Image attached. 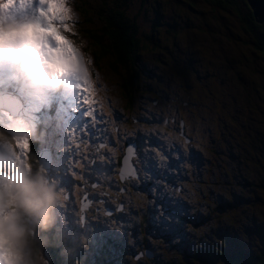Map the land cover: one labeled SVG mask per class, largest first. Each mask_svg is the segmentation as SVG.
I'll return each mask as SVG.
<instances>
[{
    "label": "rangeland",
    "instance_id": "obj_1",
    "mask_svg": "<svg viewBox=\"0 0 264 264\" xmlns=\"http://www.w3.org/2000/svg\"><path fill=\"white\" fill-rule=\"evenodd\" d=\"M58 2L52 0L53 14ZM63 2L71 9L65 34L85 61L89 87L77 92L73 81L59 89L32 84L24 103L10 93L14 106L8 107L20 111L9 113L0 103V129L17 121L34 125L38 138L30 140L27 158L33 164L47 149L48 157L44 153L36 162L42 161L50 177L63 179L72 165L71 193L67 188L62 193L59 214L80 253L68 264H218L216 249L264 247V59L239 31L237 17L202 4L178 8L174 0H126L123 10L137 24L138 38L154 43L146 41L149 48L140 51L136 72L128 77L136 91L125 109L121 70L113 73L110 56L84 37L94 33L92 25L97 29L100 13L114 8L113 2ZM14 3L19 6L20 0ZM177 17L180 23L174 22ZM176 29L180 35L173 41L169 32ZM84 96L93 117L77 111L89 108L79 103ZM179 119L188 141L176 133ZM236 126L233 137L229 130ZM126 142L134 144L129 163L139 172L133 193L116 180ZM89 180L121 195L123 210L110 218L85 217L81 224L74 207ZM64 194L69 195L65 209ZM48 254L46 249V264ZM60 260L55 263L65 264Z\"/></svg>",
    "mask_w": 264,
    "mask_h": 264
},
{
    "label": "clouds",
    "instance_id": "obj_2",
    "mask_svg": "<svg viewBox=\"0 0 264 264\" xmlns=\"http://www.w3.org/2000/svg\"><path fill=\"white\" fill-rule=\"evenodd\" d=\"M0 39L7 45L2 54L29 83L59 89L76 79L84 81V74L65 54L59 57L60 83L54 82L56 69L45 61L54 62L48 46L54 48L55 42L37 35L33 16L18 5H0ZM36 138L38 129L23 121L0 129V264H46L48 247H58L65 264L80 253L71 230L60 220L63 196L58 184L14 150L18 142ZM79 243L82 246L86 240Z\"/></svg>",
    "mask_w": 264,
    "mask_h": 264
},
{
    "label": "trees",
    "instance_id": "obj_3",
    "mask_svg": "<svg viewBox=\"0 0 264 264\" xmlns=\"http://www.w3.org/2000/svg\"><path fill=\"white\" fill-rule=\"evenodd\" d=\"M140 4L141 2L145 0H139ZM176 1L175 5L178 7H189L202 4L207 9H221L223 11H229L231 14L235 15L239 21V31L243 33L248 40L250 41V44L252 47L256 50V52L264 59V52L261 48V42L264 39V21L255 22L252 11L245 0H174ZM113 2L114 8L107 9L105 13H100L101 15H104L102 17V20H98L99 26L96 27L92 25V29L94 33H89L87 36L85 35V38H88L90 41H94L95 44L98 45L100 49V54L107 53L110 56L108 63V68L115 74L119 72V69L121 70L120 78H119V87L122 89L123 97L125 99L124 101V107L129 108L131 104V96L132 93L136 91L134 87H129L130 81L128 80V77H132L134 72H136V61L138 59V55L141 50L144 48H149L146 41L149 42V44H153L154 41H152L148 36H146L145 41H140L137 35L136 26L137 24L135 21L129 17L127 14H125L123 8L126 0H111V3ZM178 7V8H179ZM86 12V11H85ZM85 12H79L83 18H85ZM78 13V15H79ZM234 15L232 16L234 19ZM87 20L90 21L91 18L89 16H86ZM232 19V23L234 22V19ZM79 18V16H78ZM86 19V18H85ZM78 22V20H77ZM175 23H180L181 20L177 17L174 20ZM170 35L173 38V41H175V37L180 35V31L178 29L171 30ZM245 59L246 56L244 57ZM111 62V63H110ZM15 80V84L10 85L9 89L10 91L17 93L19 91H22L24 89V84L28 82L20 73L15 74V77H13ZM0 82H6L3 80V78L0 76ZM143 92H146L143 91ZM23 102V101H22ZM228 120L230 123L234 122L233 117H228ZM239 133L238 126H236V129L233 131L229 130V134L233 137H236ZM244 148L247 147V145L244 143L242 145ZM210 150V149H209ZM211 151V150H210ZM36 159L37 157L33 158V165L37 166ZM120 162V158L118 160V163ZM135 177V176H131ZM130 181L123 184L124 189H127L128 193H133V188L137 187L135 184V180L137 178H133ZM106 182V181H105ZM107 183V182H106ZM99 185L94 188V191H96L99 195L105 196L106 193L111 194V196H115V201L122 202V205L124 203L121 200V195L117 196L114 192H111L107 189V187H103L98 189ZM110 197V196H109ZM133 200L135 203L138 201V199L134 198ZM139 206H143L142 204ZM134 209L137 210V205L134 206ZM140 232V230H139ZM211 237H213L211 235ZM88 239H91L88 237ZM55 249V247H48L47 250L49 252L48 258H46L49 262L48 264H56L55 258H59L62 260V257L59 255L58 251L52 252ZM59 250V249H58ZM60 251V250H59ZM133 254H131L133 258ZM215 254H218L220 257V262L218 264H240V260H245L249 264H264L263 258H264V247H260L255 252H248V251H240V250H232L229 252H224L223 250L216 249ZM142 257V256H141ZM60 260V261H61ZM64 260V259H63Z\"/></svg>",
    "mask_w": 264,
    "mask_h": 264
},
{
    "label": "snow or ice",
    "instance_id": "obj_4",
    "mask_svg": "<svg viewBox=\"0 0 264 264\" xmlns=\"http://www.w3.org/2000/svg\"><path fill=\"white\" fill-rule=\"evenodd\" d=\"M38 3H39V7L35 10V14L33 15L35 33L40 37L50 38L56 41V46L54 48L48 47V54L50 57L53 58L54 62L45 61V63H47L50 68L56 69L53 72L54 82L56 84H59L60 76L63 75V73L59 70L60 69L59 57L67 54L73 61V65L75 69L84 74L83 84L81 83V80L76 79L70 84V87L75 89L77 92L86 91L87 88L89 87V82L86 79L87 70L86 68L83 67L85 61L82 56H79L78 54L79 50L72 44V41L68 39L65 34L66 32L69 31V25L66 23V20L71 18V9L65 6L63 0H60V2H58L55 5L58 11L55 14H53L51 12V8L53 6L52 0H38ZM8 4H9V0H7L6 3L0 2V5L4 7H7ZM10 4L15 5L14 0H11ZM19 6L21 9H25L30 7L31 5L29 3V0H20ZM5 47H7L6 43L4 42L3 39H0V54H2V51ZM79 103L89 104L88 97L84 96L82 100H79ZM77 111L82 112L83 117H93V112L90 110V104L88 109L81 110L80 108H78ZM68 135L69 137H71L72 129L69 130ZM17 149L19 151H17ZM29 149H30V143L28 141L23 142L22 145L18 142L14 148V150L21 158L27 157ZM167 155L168 153L165 152V156ZM149 162L153 163L154 166V162L152 161ZM71 167L72 165L68 164L63 179L58 178L56 175H51V179L53 182L59 181V189L61 190L62 193H65L66 188L68 193L69 194L71 193L72 178L70 175H67L68 169ZM132 174L134 175V173ZM125 175L126 173L122 169L121 179H124ZM64 201L65 202L63 205V209L67 207V204L69 202L68 194H64ZM80 211L83 212L84 209L81 208Z\"/></svg>",
    "mask_w": 264,
    "mask_h": 264
},
{
    "label": "flooded vegetation",
    "instance_id": "obj_5",
    "mask_svg": "<svg viewBox=\"0 0 264 264\" xmlns=\"http://www.w3.org/2000/svg\"><path fill=\"white\" fill-rule=\"evenodd\" d=\"M178 122H180V124L182 126V120L179 119ZM178 132H179V128L177 127V132H176L177 135H178ZM180 132H181V135H178V136H180L182 139L184 137L185 140L188 141V137L184 134V132L182 131V128H181ZM122 149H123V147L121 148V152H122ZM121 152L117 158V164L118 165H119L118 160L120 158ZM81 154H83L82 151H81ZM133 155L131 156V161H132ZM76 159H79V158H76ZM87 163H88V165H90L89 160L87 161ZM132 166L134 167V172H135L134 176L135 177L127 176L122 180H118L117 182L122 187H123L124 183L130 181V177H131V179H133V178H138V176H139V172H138L137 168H136L137 171H135L136 165H132ZM83 170H84V168H82V171ZM116 180H117V177H116ZM120 181H122V182H120ZM98 185H99L98 182L89 180L87 182V184L85 185L86 187L82 190L80 197L78 196L76 198V201L78 203L74 207V210L77 211V216L81 217L82 221H83V219H85V217L88 219H91V220L93 218H95L96 216L102 217V218H110V217L114 216L116 212H120L121 210H123L122 202H117L118 199L115 201V196H111V194H109V196H110L109 197L107 193L105 196H101L96 191H94V188L97 187ZM176 186H178V184H176ZM137 187H135V188H137ZM79 204H81V208L84 209L83 212H81L80 209L78 208ZM116 206H118V208H116Z\"/></svg>",
    "mask_w": 264,
    "mask_h": 264
},
{
    "label": "water",
    "instance_id": "obj_6",
    "mask_svg": "<svg viewBox=\"0 0 264 264\" xmlns=\"http://www.w3.org/2000/svg\"><path fill=\"white\" fill-rule=\"evenodd\" d=\"M245 1L252 11V15H253L254 20L257 22H259L260 20L264 21V0H245ZM261 48H262V51L264 52V39L261 42ZM1 94H3L2 96H0L1 105L3 107H5L10 113H12V112L19 113L20 110H16L15 107H8V106H14L12 100L8 97V96H10V94H7V93H1ZM10 97H12V96H10ZM180 130H181V124L179 122V132H178L179 135H181ZM183 140H185L184 137H183ZM40 153L42 156L44 153H45V155H47L45 150L41 151ZM133 154H134V144L132 142L124 143L122 153L120 155V162L118 165V171L116 173V177H118L119 180H122L121 179V170L122 169L126 173L125 177L135 175L134 167L129 163V159L131 158V156ZM46 158H47V156H46ZM41 164H42V161H40L39 167H41ZM87 166H89L88 163L86 165V168H87ZM132 173H134V175ZM78 208L81 209V204L78 205ZM116 208H118V206H116ZM79 218L81 220V217H79ZM149 252L150 251L148 249L144 251V253L146 255L149 254ZM134 257H135V252L133 254V258ZM263 261H264V258H263ZM240 264H249V263H247L245 260H240Z\"/></svg>",
    "mask_w": 264,
    "mask_h": 264
},
{
    "label": "bare ground",
    "instance_id": "obj_7",
    "mask_svg": "<svg viewBox=\"0 0 264 264\" xmlns=\"http://www.w3.org/2000/svg\"><path fill=\"white\" fill-rule=\"evenodd\" d=\"M16 105H17V104H16ZM15 117H16V116H15ZM40 155H41V153L39 152V153H38V158L40 157Z\"/></svg>",
    "mask_w": 264,
    "mask_h": 264
}]
</instances>
